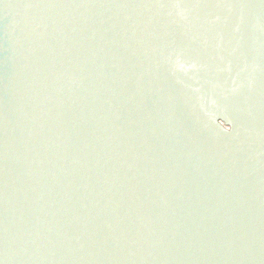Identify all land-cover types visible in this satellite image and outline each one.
Instances as JSON below:
<instances>
[{
	"label": "water",
	"instance_id": "water-1",
	"mask_svg": "<svg viewBox=\"0 0 264 264\" xmlns=\"http://www.w3.org/2000/svg\"><path fill=\"white\" fill-rule=\"evenodd\" d=\"M0 264H264V0H0Z\"/></svg>",
	"mask_w": 264,
	"mask_h": 264
}]
</instances>
